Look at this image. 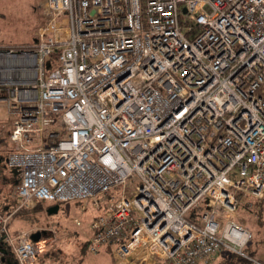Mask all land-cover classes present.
Masks as SVG:
<instances>
[{
  "label": "built area",
  "instance_id": "obj_1",
  "mask_svg": "<svg viewBox=\"0 0 264 264\" xmlns=\"http://www.w3.org/2000/svg\"><path fill=\"white\" fill-rule=\"evenodd\" d=\"M41 5L32 45L0 44V167L17 170L0 264H58L40 260L45 230L9 219L73 199L99 210L87 250L113 264H210L222 249L264 264L231 219L239 195L264 197V0Z\"/></svg>",
  "mask_w": 264,
  "mask_h": 264
},
{
  "label": "rangeland",
  "instance_id": "obj_2",
  "mask_svg": "<svg viewBox=\"0 0 264 264\" xmlns=\"http://www.w3.org/2000/svg\"><path fill=\"white\" fill-rule=\"evenodd\" d=\"M43 0H0V44L1 45H31L34 42L36 32L45 21L42 9ZM194 25V23H193ZM198 30V27H196ZM8 116L4 104H0V128L5 132L8 129ZM2 154L9 146V141L1 140ZM8 169V168H7ZM9 171L0 167V196L11 193L13 178ZM116 191H118L116 189ZM239 205L231 219L248 228L252 238L244 247L255 257L264 258V200L239 195ZM48 202H44L46 204ZM86 208L81 210V204ZM22 214H15L9 219V230L13 233L24 229L41 228L45 230L43 236L47 238L45 250L51 260H61L64 264H112L110 248L103 247L99 252L92 253L83 246L86 243L88 224L92 216L99 212L89 199L67 200L59 203L57 212L48 214L46 207H36ZM80 220V225L75 224L74 219ZM220 223L223 218L219 217ZM229 251L223 250L210 264H217L218 259L229 256ZM237 255V254H233ZM241 259H243L241 257ZM244 261V260H243ZM228 263V259L224 261ZM226 263V264H227ZM232 264H238L232 262Z\"/></svg>",
  "mask_w": 264,
  "mask_h": 264
},
{
  "label": "trees",
  "instance_id": "obj_3",
  "mask_svg": "<svg viewBox=\"0 0 264 264\" xmlns=\"http://www.w3.org/2000/svg\"><path fill=\"white\" fill-rule=\"evenodd\" d=\"M33 44V43H32ZM31 44V45H32ZM28 46V45H27ZM30 46V45H29ZM11 178H13L12 177V175L9 173L8 174ZM11 186H12V184H11ZM262 200H264V197L262 198ZM11 201V195H10V192H9V195H8V197L6 196H0V207L1 208H4L9 202ZM38 206H40V207H46V205L45 204H43V202H41V203H38V204H36L32 209H34V208H36V207H38ZM32 209H30V210H32ZM21 211H23V212H25V211H27V210H21ZM18 214H22V212H18ZM23 215V214H22ZM89 235V234H88ZM83 246H84V248L87 250V241H86V243H84L83 244ZM246 248V247H245ZM230 254H227V255H229V256H226L227 258L226 259H228V263L227 264H232V262H236V263H238V264H248L247 263V261L246 260H244V259H241V257L237 254V255H233V254H236V253H234V252H229ZM48 255V253L46 252V250L40 255V260H43V261H48V262H51V263H58V264H64V262L63 261H61V260H51L50 259V257H48L47 256ZM224 257L223 256H221V258H219L218 259V263L217 264H226L224 261L226 260V259H224L223 261H221L222 259H223ZM244 260V261H243Z\"/></svg>",
  "mask_w": 264,
  "mask_h": 264
},
{
  "label": "water",
  "instance_id": "obj_4",
  "mask_svg": "<svg viewBox=\"0 0 264 264\" xmlns=\"http://www.w3.org/2000/svg\"><path fill=\"white\" fill-rule=\"evenodd\" d=\"M11 174L15 177L17 175V170L16 169H11L10 170ZM16 183V180L14 181ZM59 209V204L55 203V204H52V205H49L47 208H46V212L48 214H52V213H55L57 212ZM41 233H44L43 231H34L30 234V237L32 238V240H38L39 237L41 236Z\"/></svg>",
  "mask_w": 264,
  "mask_h": 264
},
{
  "label": "crops",
  "instance_id": "obj_5",
  "mask_svg": "<svg viewBox=\"0 0 264 264\" xmlns=\"http://www.w3.org/2000/svg\"><path fill=\"white\" fill-rule=\"evenodd\" d=\"M2 145V143L0 144V146ZM1 148V147H0ZM44 203V202H43ZM46 208L49 206V205H52V204H49V203H46ZM26 230V229H25ZM111 256V255H110ZM112 260V259H111ZM112 264H113V260H112Z\"/></svg>",
  "mask_w": 264,
  "mask_h": 264
},
{
  "label": "flooded vegetation",
  "instance_id": "obj_6",
  "mask_svg": "<svg viewBox=\"0 0 264 264\" xmlns=\"http://www.w3.org/2000/svg\"><path fill=\"white\" fill-rule=\"evenodd\" d=\"M0 165H2L1 161H0Z\"/></svg>",
  "mask_w": 264,
  "mask_h": 264
}]
</instances>
